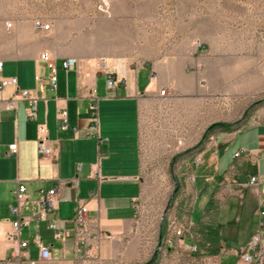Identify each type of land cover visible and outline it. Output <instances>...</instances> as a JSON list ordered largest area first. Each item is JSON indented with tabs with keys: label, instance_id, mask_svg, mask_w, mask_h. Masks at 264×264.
Segmentation results:
<instances>
[{
	"label": "crops",
	"instance_id": "crops-1",
	"mask_svg": "<svg viewBox=\"0 0 264 264\" xmlns=\"http://www.w3.org/2000/svg\"><path fill=\"white\" fill-rule=\"evenodd\" d=\"M33 19L28 14L18 16L17 12L0 13V81L16 79L15 87L0 89V264H83L73 252L72 217L78 204H85L88 216L110 236L100 243L106 264L137 263L147 256L137 235L143 118L152 102L164 96H201V73H187L188 67H196V61L182 48L171 58L138 67L116 61L115 67L125 82L108 89L95 64L104 53L98 44L100 36L92 33L89 23L55 20L47 31H42L34 29ZM5 23H10L9 29ZM43 52L53 57L57 67L67 58L76 64L68 71L58 67L55 88L41 94L36 89L35 75L45 73L39 62ZM23 90L37 98L35 120L26 115L27 104L20 97ZM162 90L163 96L159 95ZM9 101L15 103L14 109H7ZM60 111H66L67 129L60 128ZM93 111L97 114V134L88 129ZM39 124L45 126V143L51 149L46 162L36 152ZM214 143L212 165L208 167L215 180L213 189L222 180L229 184L227 197L218 209L217 225L209 228L214 233L208 230L217 246L210 256L218 257L219 264L222 258H231L235 264L234 252L256 232L255 209L264 185V121L250 117L243 128L220 133ZM11 145H15V153L9 152ZM219 149L224 154L233 149L223 164L217 160ZM240 150L249 156L234 159V153ZM255 175L260 182L249 185V178ZM73 179L75 185L68 184ZM18 184L26 188V202L20 210L23 219L37 212L40 190L57 191L54 210L43 221L20 226L15 241L8 235L16 220L10 211L15 206L11 191ZM213 189L208 192L209 199ZM202 193L205 195L207 188ZM190 221L194 222L191 216ZM50 222L55 230L48 228ZM34 237L49 250V259L40 258L38 247L32 243ZM23 241L28 242L25 249L19 247ZM177 242L192 245L190 239L180 238Z\"/></svg>",
	"mask_w": 264,
	"mask_h": 264
},
{
	"label": "rangeland",
	"instance_id": "rangeland-1",
	"mask_svg": "<svg viewBox=\"0 0 264 264\" xmlns=\"http://www.w3.org/2000/svg\"><path fill=\"white\" fill-rule=\"evenodd\" d=\"M15 12L51 23H89L100 36L99 58L112 63L138 67L171 58L180 48L192 55L197 65L187 73H201V96H164L143 118L137 235L147 256L134 264H197L215 252L214 243L199 256L188 250L194 246L190 216L198 220L209 199L215 180L208 167L216 137L224 133L206 130L227 124L234 132L250 117L264 121V0H0V13ZM232 151L219 149V163ZM228 184L222 180L213 189L218 209ZM180 238L192 245L179 244ZM233 261L222 258L220 264Z\"/></svg>",
	"mask_w": 264,
	"mask_h": 264
},
{
	"label": "built area",
	"instance_id": "built-area-1",
	"mask_svg": "<svg viewBox=\"0 0 264 264\" xmlns=\"http://www.w3.org/2000/svg\"><path fill=\"white\" fill-rule=\"evenodd\" d=\"M52 26L49 21H44L41 18L33 20V27L35 30L47 31ZM5 28H10V23H5ZM197 47L199 45H196ZM39 62L44 67V74H36L35 82L36 89L43 94L45 90H53L57 83V68L62 71H68L73 69L76 61L72 58L63 59L58 63L55 62L53 57L43 52L39 55ZM96 67L100 69L105 78V85L108 89L117 88L120 84H124L125 78L120 71L115 67L114 62H110L107 58L96 59ZM2 63H0L1 69ZM7 86H16L15 78H4L0 81V89ZM164 90L159 92V95L163 96ZM20 97L26 102V115L30 120L36 118V102L37 98L32 96L28 91H20ZM41 98L44 99L43 96ZM15 103L9 101L7 103V109H14ZM60 128L67 129L68 121L66 118V111L59 112ZM89 131L91 134H97V114L93 111L90 114L89 119ZM37 155L42 162L48 161L51 156V149L46 145V129L44 125L39 124L37 126ZM10 153L16 152L15 145H11L9 148ZM241 156L248 157L249 154L244 150L234 153L233 158H239ZM260 182L259 176H251L248 180L249 185H256ZM75 179L69 181L68 184L75 185ZM56 188L48 190H40L37 193V212L29 219H23L20 217V210L23 204L26 202V188L23 184H18L12 191L11 197L15 202V206L11 208V213L16 216V220L11 225V231L8 235L9 240H15L18 238V231L20 226L27 225L30 221H43L46 214L54 210L56 205ZM256 218V232L250 235L239 250L234 252L235 264H264V185L259 192V198L255 209ZM73 252L75 257L83 264H106L107 260L101 256L100 243L104 239H109L108 234L103 233L98 225L96 219L91 218L87 214V208L85 204H78L74 210L73 217ZM48 228L55 230V225L50 222ZM180 235V233H176ZM32 243L39 249V255L41 259H49L50 252L46 247L41 246L36 237L32 239ZM28 246V242H20L19 247L25 249ZM189 252L195 251V247L188 249ZM29 264H33L29 262ZM197 264H219L218 257L207 256L202 257Z\"/></svg>",
	"mask_w": 264,
	"mask_h": 264
},
{
	"label": "trees",
	"instance_id": "trees-1",
	"mask_svg": "<svg viewBox=\"0 0 264 264\" xmlns=\"http://www.w3.org/2000/svg\"><path fill=\"white\" fill-rule=\"evenodd\" d=\"M216 128H220L222 131L227 133L231 132L230 125L213 124L207 128L206 133H209ZM217 213L218 205L211 197L198 220L193 222L192 229L190 230L192 233V242L195 247V251L191 253H193L194 256H199L206 246L215 242L214 237L208 235V230L209 228L217 225Z\"/></svg>",
	"mask_w": 264,
	"mask_h": 264
}]
</instances>
